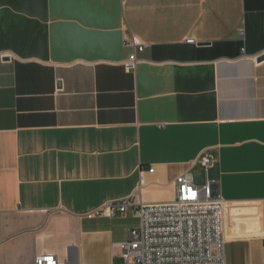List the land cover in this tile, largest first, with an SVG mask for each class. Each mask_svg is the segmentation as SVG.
Returning <instances> with one entry per match:
<instances>
[{"label": "crops", "instance_id": "crops-1", "mask_svg": "<svg viewBox=\"0 0 264 264\" xmlns=\"http://www.w3.org/2000/svg\"><path fill=\"white\" fill-rule=\"evenodd\" d=\"M202 155L225 264H264V0H0V264L122 263L134 211L86 214Z\"/></svg>", "mask_w": 264, "mask_h": 264}, {"label": "built area", "instance_id": "built-area-1", "mask_svg": "<svg viewBox=\"0 0 264 264\" xmlns=\"http://www.w3.org/2000/svg\"><path fill=\"white\" fill-rule=\"evenodd\" d=\"M195 44L193 39L185 41ZM135 51L144 47L135 38L131 43ZM132 53L124 62V69H133L136 64ZM204 167L205 182L193 185L189 173L174 180L175 195L166 202H136L135 196L108 202L86 215H122L133 210L139 219L136 228L128 231V237L120 242L121 264H225L224 258V201L212 181L207 179L212 159L200 157ZM149 171H152L150 169ZM34 264H62L57 255H35Z\"/></svg>", "mask_w": 264, "mask_h": 264}, {"label": "water", "instance_id": "water-1", "mask_svg": "<svg viewBox=\"0 0 264 264\" xmlns=\"http://www.w3.org/2000/svg\"><path fill=\"white\" fill-rule=\"evenodd\" d=\"M262 59H263V55H260V56L257 57V61H261ZM59 84H60V83H58L57 86H59Z\"/></svg>", "mask_w": 264, "mask_h": 264}, {"label": "rangeland", "instance_id": "rangeland-1", "mask_svg": "<svg viewBox=\"0 0 264 264\" xmlns=\"http://www.w3.org/2000/svg\"><path fill=\"white\" fill-rule=\"evenodd\" d=\"M117 264H121V261H118Z\"/></svg>", "mask_w": 264, "mask_h": 264}]
</instances>
